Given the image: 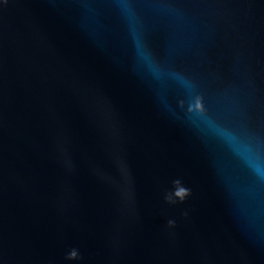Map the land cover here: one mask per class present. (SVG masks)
I'll list each match as a JSON object with an SVG mask.
<instances>
[{
    "label": "water",
    "instance_id": "water-1",
    "mask_svg": "<svg viewBox=\"0 0 264 264\" xmlns=\"http://www.w3.org/2000/svg\"><path fill=\"white\" fill-rule=\"evenodd\" d=\"M0 264H264V0H0Z\"/></svg>",
    "mask_w": 264,
    "mask_h": 264
},
{
    "label": "clouds",
    "instance_id": "clouds-1",
    "mask_svg": "<svg viewBox=\"0 0 264 264\" xmlns=\"http://www.w3.org/2000/svg\"><path fill=\"white\" fill-rule=\"evenodd\" d=\"M6 2V0H5ZM196 108L200 109L201 106L199 103L196 104ZM191 195V191L190 189L186 188L182 182L177 179L175 181H173V191L168 193L166 195V200L167 202L171 203V204H175L177 201L179 202H183L188 196ZM185 215H187V213H185ZM169 226H174L175 221L169 220L168 221ZM68 259H77L78 258V251L77 250H72L69 254H68Z\"/></svg>",
    "mask_w": 264,
    "mask_h": 264
}]
</instances>
